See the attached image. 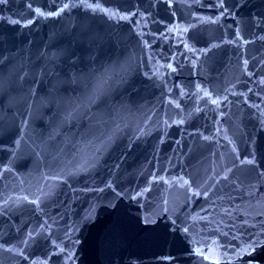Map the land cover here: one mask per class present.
<instances>
[{
  "label": "water",
  "instance_id": "water-1",
  "mask_svg": "<svg viewBox=\"0 0 264 264\" xmlns=\"http://www.w3.org/2000/svg\"><path fill=\"white\" fill-rule=\"evenodd\" d=\"M244 261L264 264V0L0 3V264Z\"/></svg>",
  "mask_w": 264,
  "mask_h": 264
},
{
  "label": "snow or ice",
  "instance_id": "snow-or-ice-1",
  "mask_svg": "<svg viewBox=\"0 0 264 264\" xmlns=\"http://www.w3.org/2000/svg\"><path fill=\"white\" fill-rule=\"evenodd\" d=\"M7 2V0H0V3H6ZM219 2H220V5H222L223 4V0H219ZM69 5L68 4H65L64 6H63V8H61L60 9V11H63L65 8H67ZM90 7L92 6V5H89ZM36 11V13L38 14V15H45V13L44 12H42L40 9H36L35 10ZM59 13H57V12H48L47 13V15L48 16H52V15H58ZM122 19H126L127 17H121ZM13 23H16V21H12ZM29 23H31V21H29ZM169 67H171V65H169ZM204 94H205V96H211V93L210 92H208V91H205L204 92ZM225 99H226V97H225ZM213 104H218L219 103V99H213L212 101H211ZM17 144H19V141H17ZM248 163H254V161H248ZM230 171V170H229ZM226 178V177H225ZM186 185L188 184V181H185L184 182ZM194 194H199V193H194ZM44 195H46V194H44ZM204 195H207V192H205L204 193ZM25 200H27L28 198L27 197H25L24 198ZM31 203H35V204H38L39 203V197L37 198V200H34V201H30ZM5 203H7V202H5ZM28 236H29V238L32 236V233L31 232H29L28 233ZM27 241H25V243H26ZM212 243H216L215 241H213ZM257 241H251V242H249V243H246V244H244L243 246H241L240 247V250L239 251H237V252H235V257H236V260L237 261H240L241 260V258H242V256H244V255H247V256H251L252 255V253L255 251V247L257 246ZM22 254V253H21ZM202 254V253H201ZM206 259H207V257H205ZM243 264H247V262L246 261H244L243 262Z\"/></svg>",
  "mask_w": 264,
  "mask_h": 264
}]
</instances>
